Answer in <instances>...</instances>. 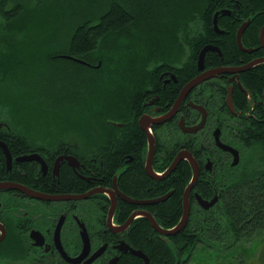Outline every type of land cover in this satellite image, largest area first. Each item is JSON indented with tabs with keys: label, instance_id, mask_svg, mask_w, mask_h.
<instances>
[{
	"label": "flooded vegetation",
	"instance_id": "af4514ba",
	"mask_svg": "<svg viewBox=\"0 0 264 264\" xmlns=\"http://www.w3.org/2000/svg\"><path fill=\"white\" fill-rule=\"evenodd\" d=\"M231 6L229 15L222 16H229L230 24L234 25L241 20L243 8L237 2ZM253 15L256 14L249 16L253 18ZM227 29L219 28L222 32L219 35L226 36ZM207 45L213 44L205 43L198 55ZM213 47L219 52L207 51L201 70L197 61L193 69L190 53L178 64L157 63L147 68L151 79L134 104L128 106L126 122L106 119V123L118 130L93 132L88 147L82 148L70 138L65 143L61 135L58 141H38L30 137L44 133L0 131V143L7 151L0 146V182L52 198L39 200L18 189L0 190V224L5 229V237L10 232L6 239L8 250L15 257L20 250L27 254V260H12L14 264H83L99 249H102L100 255L90 264H109L112 260V264H137L129 256L144 264L143 259L132 255L121 243L141 251L134 249L126 238L138 219H145L151 226L142 213L151 214L156 221L149 207L166 202L177 192L176 187L184 183L181 218L184 192L195 175L188 193L189 214L182 229L185 230L193 215L217 206L228 191L235 189L231 187L240 186L241 176L257 166L248 147L249 132L264 121V86L259 89L257 84L249 85L246 73L264 63L243 71L233 70L264 59V52L259 51L264 48L260 42L257 46L242 44L244 50L237 45L241 55L236 58L237 62H231L225 59L219 46ZM60 59L81 63L64 54H60ZM212 69L222 71L192 87L176 104L188 82ZM72 137L79 141L77 135ZM150 138L153 145L150 166L156 178L146 171ZM184 151L192 156L195 169L188 158L181 157L168 171ZM30 156L34 158L28 160ZM112 160L114 163L108 165ZM88 193L84 199H60V195ZM168 193L165 201L151 205L127 201L154 200ZM197 198L206 203L214 200V203L205 208ZM133 214L134 218L121 232H112V228L125 226ZM175 225L159 226L171 229ZM82 230L89 251L80 262L70 263L65 257L77 258L83 251ZM156 234L160 239L176 235Z\"/></svg>",
	"mask_w": 264,
	"mask_h": 264
},
{
	"label": "trees",
	"instance_id": "16d2710c",
	"mask_svg": "<svg viewBox=\"0 0 264 264\" xmlns=\"http://www.w3.org/2000/svg\"><path fill=\"white\" fill-rule=\"evenodd\" d=\"M66 2L64 7L71 12L65 22L53 21L57 16L53 4L47 6L49 22L44 16L41 22H31L33 13H42L38 6L31 16L26 13L29 7L20 3L12 10L0 9L7 21L0 22V121L4 123L0 131L44 133L30 137L38 141H58L61 135L65 143L71 132L80 147H88L93 132L118 130L106 119L126 122L128 106L151 79L147 68L157 63L178 64L190 53L195 69L198 51L205 43L219 46L226 60L237 62L241 55L235 38L239 24L251 21L241 39L248 46L258 45L264 25V0ZM235 2L243 8L241 20L231 25L229 16L219 15V28H228V34L221 37L213 29V15L219 9L231 10ZM251 14L256 15L251 18ZM60 54L83 64L60 59ZM246 74L249 85L262 89L264 64ZM248 147L259 150L256 168L243 174L240 186L231 187L235 189L217 206L193 215L185 230L163 239L156 237L145 219H138L127 234L131 246L141 250L151 264H187L198 246L227 252L242 239L263 232L264 121L249 132ZM183 186L176 187L166 202L149 207L160 226L170 228L179 221ZM9 234L8 230L0 242V260H27L25 251L16 252L15 257L8 250ZM130 258L141 264L138 258Z\"/></svg>",
	"mask_w": 264,
	"mask_h": 264
},
{
	"label": "water",
	"instance_id": "95a60500",
	"mask_svg": "<svg viewBox=\"0 0 264 264\" xmlns=\"http://www.w3.org/2000/svg\"><path fill=\"white\" fill-rule=\"evenodd\" d=\"M229 13L230 12L227 11V10H221V11H217V12L214 13L213 18H212V24H213V29H214V31L216 33L222 34V32L218 28L217 17L220 14L221 15H229ZM248 24H249V21H246L243 24H241L240 27L237 30V33H236L237 45H238V47L241 50H244L243 47H242L241 36H242L244 30L246 29V27L248 26ZM259 42H260L261 46L264 48V25L261 27V29L259 31ZM207 51H218L219 52V50L217 48H215V47H213L211 45L204 46L202 48V50L200 51L199 55H198L197 67H198L199 70H201L203 68V57H204V55H205V53ZM246 51H248V50H246ZM258 63H264V59L257 60V61H255V62H253V63H251V64H249L247 66H243V67H240V68H236L233 71H243V70H245L247 68H250V67H253V66L257 65ZM221 71H222L221 69H212V70L206 71V72H204V73L199 74L198 76H196L194 79H192L190 82H188L183 87V89L181 90V92H180V94H179V96L177 98V103L176 104H178L179 101H181V99L184 97V95L187 93V91H189L192 87L198 85L199 83H201L202 81H204L206 79H209L211 77H215ZM219 145H222V144L219 143ZM0 146L2 147V149L4 150V152L6 153L7 151H6L5 145H3L2 143H0ZM152 151H153V145H152V140L150 138V140H149L148 156H147V159H146V171H147V173H148L149 176H151L153 178H156V176L153 175V173L151 172V166H150ZM181 157L188 158L189 161H190V163H191V165L195 169V163L192 161L193 160L192 159V156L187 151H184V152H181L179 154V156L172 163V165L170 166V168L168 169V171H171L175 167L176 162ZM33 158L34 157L30 156L27 159L28 160H31ZM157 179H161V178L160 177H157ZM194 180H195V175H194L193 179L191 180V182L189 183V185L186 187L185 192H184V197H183V214H182V217L179 219L178 223L173 228H171V229H163V228H161L156 223V221L154 220V218L152 217L151 214L145 213V212L142 213V215L150 222L152 228L158 234L163 235V236H173V235L177 234L178 232H180L184 228V226L186 224V221H187V218H188V214H189L188 193H189V191H190V189H191V187H192V185L194 183ZM2 189H7V190L18 189V190H21L22 192L30 195L31 197L36 198V199H39V200L52 199V198L48 197L45 194L38 193V192H34V191H32V190H30L28 188H25V187H22V186H18V185H14V184H11V183H3V182H0V190H2ZM89 194L90 193L85 194V195H60V199L61 200L84 199V198H87ZM169 195H170V193H168V194H166L164 196H161V197H159L157 199H154V200H146V201H141V202L140 201L139 202H137V201L134 202V201H130V200H127V201H129L130 203H133V204H137V205L138 204L139 205H151V204H156V203H160V202L165 201L169 197ZM197 199H198V202L200 204H202V206H204L205 208H208L210 205H212L214 203V200L209 201L208 203H206L203 200H201L200 198H197ZM134 216H135V214H133V215L130 216V218L128 219V221H127V223H126L125 226H122L120 228H117V227L116 228H112L111 229L112 232H115V233L116 232H121L127 225H129V223L132 221V219L134 218ZM4 237H5V229L2 226V224H0V241H2L4 239ZM81 237H82L83 242H84L83 251H82V253L77 258L65 257L66 260H68L70 263H78V262H80L87 255V253L89 251V244H88V241L85 239L86 238V235H85V231L84 230H82V232H81ZM121 244L124 245L127 248V250L130 251V253L132 255L138 256L141 259H143L144 264H150L149 259L141 251L131 250L123 242ZM126 248H122V250H126ZM101 251H102V249H99L98 251H96L95 253H93L92 256L90 258H88L83 264H90L95 258H97L100 255ZM112 261L109 262V264H112ZM177 264H179V263H177Z\"/></svg>",
	"mask_w": 264,
	"mask_h": 264
},
{
	"label": "rangeland",
	"instance_id": "374dc122",
	"mask_svg": "<svg viewBox=\"0 0 264 264\" xmlns=\"http://www.w3.org/2000/svg\"><path fill=\"white\" fill-rule=\"evenodd\" d=\"M50 4H47L49 3ZM0 0V9L3 8L5 10H12L15 6V3H20L25 7H29V10L26 11L29 16H31V12L37 10V6L40 8L38 11H42L41 14L33 13V18L31 22H41L42 16L44 20L48 18L47 6L53 4L54 10L53 12L57 14L56 18L53 20L54 22H65V15L71 12V9H65V3L67 0ZM3 4V6H2ZM65 9V10H64ZM33 10V11H32ZM48 22L50 20H47ZM0 22H7L0 13ZM34 25V23H33ZM42 36L41 34H39ZM42 38H40L41 40ZM60 39V38H59ZM39 67H40V63ZM43 69V66L41 67ZM2 125V120L0 121ZM69 137L72 141L78 142L76 138ZM75 133V132H74ZM73 134V133H72ZM66 135V134H65ZM251 153L254 155L255 160L258 158V149L254 147ZM257 164V163H256ZM0 264H14L8 261H0ZM187 264H264V231L256 232L248 238L242 239L234 249L227 252H216L208 249H204L201 246H198L194 252L192 253L190 259Z\"/></svg>",
	"mask_w": 264,
	"mask_h": 264
},
{
	"label": "bare ground",
	"instance_id": "6f19581e",
	"mask_svg": "<svg viewBox=\"0 0 264 264\" xmlns=\"http://www.w3.org/2000/svg\"><path fill=\"white\" fill-rule=\"evenodd\" d=\"M260 51V50H259ZM242 73V72H241ZM243 161V160H242ZM219 163V162H218ZM88 169V168H87ZM18 170V169H17ZM107 177V176H106ZM22 183V182H21ZM53 184V183H52ZM171 241V240H170ZM167 243V242H166ZM168 246V245H167ZM172 247V246H171ZM25 249V248H24ZM170 249V248H169ZM180 257V256H179Z\"/></svg>",
	"mask_w": 264,
	"mask_h": 264
}]
</instances>
